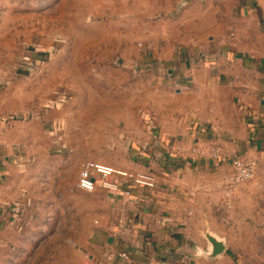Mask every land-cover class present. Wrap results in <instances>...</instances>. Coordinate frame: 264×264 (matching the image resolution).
<instances>
[{
  "label": "crops",
  "instance_id": "obj_1",
  "mask_svg": "<svg viewBox=\"0 0 264 264\" xmlns=\"http://www.w3.org/2000/svg\"><path fill=\"white\" fill-rule=\"evenodd\" d=\"M143 1L142 26L152 1L173 14L174 30L147 38L145 61L124 67L125 90L141 88L140 111L134 97L121 100L92 133L64 131L65 114L0 123V264H264V0ZM154 57L159 65L149 66ZM70 137L125 153L104 164L151 173L155 187L131 199L80 191L88 160L77 150L87 142L70 147ZM236 157L255 161V175L227 197ZM68 168L75 176L65 187ZM39 173L61 192L39 202ZM206 233L224 243L214 258Z\"/></svg>",
  "mask_w": 264,
  "mask_h": 264
},
{
  "label": "rangeland",
  "instance_id": "obj_2",
  "mask_svg": "<svg viewBox=\"0 0 264 264\" xmlns=\"http://www.w3.org/2000/svg\"><path fill=\"white\" fill-rule=\"evenodd\" d=\"M145 3L143 0L133 3L127 0H0V123L27 120L31 116L43 119L50 116L54 120L65 114L64 131L92 133L98 124L96 119L118 110L116 104L121 100L134 97V111H140L141 88L134 86L132 90H125L130 76L124 67L132 72L141 65L135 62L145 61L146 52L139 53L146 51L143 42L147 38L156 40L159 34L174 30L170 21L173 14H166L152 1L147 4L149 8L146 5L150 23L142 26L141 8ZM129 14L134 15L133 20ZM120 54L124 57L128 54V59L120 58ZM153 63L159 65L157 58H151L148 65ZM168 67L162 63V71ZM156 93V89H151L147 96L150 101ZM108 123L99 125L108 126ZM69 140L70 147L74 140H86V148L80 146L77 150L84 160H101L105 165L106 161L120 162L127 157L119 151L90 148L88 144L98 140L92 137H70ZM109 140L100 139L101 143ZM74 170L65 171V187L73 180ZM38 180L35 194L39 202L54 188L61 192V188L41 185L49 179L40 173ZM89 204L87 199L86 205ZM220 222L217 219L214 224L217 232L224 230Z\"/></svg>",
  "mask_w": 264,
  "mask_h": 264
},
{
  "label": "built area",
  "instance_id": "obj_3",
  "mask_svg": "<svg viewBox=\"0 0 264 264\" xmlns=\"http://www.w3.org/2000/svg\"><path fill=\"white\" fill-rule=\"evenodd\" d=\"M212 156L216 157L214 154ZM231 169L232 173L225 184L227 197L236 186L250 181L254 177L256 163L253 160L236 157L231 160ZM155 183V176L148 172H130L87 161L80 168L76 187L85 193H92L98 189L131 199L133 189L150 191L155 187ZM10 209L14 211V215L15 212H18L17 205H12ZM122 257L125 258L124 255Z\"/></svg>",
  "mask_w": 264,
  "mask_h": 264
},
{
  "label": "water",
  "instance_id": "obj_4",
  "mask_svg": "<svg viewBox=\"0 0 264 264\" xmlns=\"http://www.w3.org/2000/svg\"><path fill=\"white\" fill-rule=\"evenodd\" d=\"M205 239L210 247L209 253L206 255L207 257L214 258L223 252L224 243L222 240L217 239L214 235H211L210 233L205 234Z\"/></svg>",
  "mask_w": 264,
  "mask_h": 264
}]
</instances>
